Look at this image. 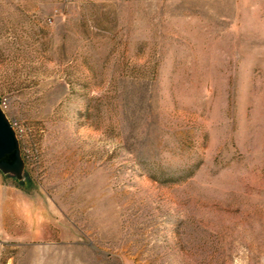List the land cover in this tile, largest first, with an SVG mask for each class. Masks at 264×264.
Wrapping results in <instances>:
<instances>
[{
    "label": "rangeland",
    "instance_id": "374dc122",
    "mask_svg": "<svg viewBox=\"0 0 264 264\" xmlns=\"http://www.w3.org/2000/svg\"><path fill=\"white\" fill-rule=\"evenodd\" d=\"M0 264H264V0H0Z\"/></svg>",
    "mask_w": 264,
    "mask_h": 264
},
{
    "label": "water",
    "instance_id": "95a60500",
    "mask_svg": "<svg viewBox=\"0 0 264 264\" xmlns=\"http://www.w3.org/2000/svg\"><path fill=\"white\" fill-rule=\"evenodd\" d=\"M3 164L20 166L19 171L6 169ZM22 162L19 157L15 135L0 111V168L14 173L21 172Z\"/></svg>",
    "mask_w": 264,
    "mask_h": 264
},
{
    "label": "bare ground",
    "instance_id": "6f19581e",
    "mask_svg": "<svg viewBox=\"0 0 264 264\" xmlns=\"http://www.w3.org/2000/svg\"><path fill=\"white\" fill-rule=\"evenodd\" d=\"M3 167L6 168V169H12V170H15V171H19L20 170V166H10L8 164H3Z\"/></svg>",
    "mask_w": 264,
    "mask_h": 264
}]
</instances>
